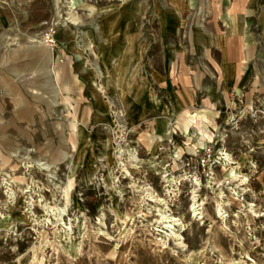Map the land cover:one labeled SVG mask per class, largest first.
Wrapping results in <instances>:
<instances>
[{"label":"rangeland","instance_id":"1","mask_svg":"<svg viewBox=\"0 0 264 264\" xmlns=\"http://www.w3.org/2000/svg\"><path fill=\"white\" fill-rule=\"evenodd\" d=\"M137 1L0 0V264H264V61L222 104L195 93L131 126L134 25L141 60L169 54L167 15Z\"/></svg>","mask_w":264,"mask_h":264},{"label":"crops","instance_id":"2","mask_svg":"<svg viewBox=\"0 0 264 264\" xmlns=\"http://www.w3.org/2000/svg\"><path fill=\"white\" fill-rule=\"evenodd\" d=\"M137 6L149 7L151 12L167 15L165 25H159V45L168 46L169 54L161 55V66L149 64L147 57L141 60L143 54L138 45L141 37L138 38L137 25L133 26L136 52L131 55L133 59L127 76L142 96L137 99L135 107L140 115L131 126L140 124L148 114L157 113L160 115L158 122L165 121L170 111L194 103L197 98L195 93L207 96L212 90L209 93L211 101L222 104L231 93L240 90L255 72L249 61H254L256 57L258 61H264V0H239L232 6L231 16H223L210 24L206 22L193 26L190 23L191 27L178 23V19L180 15L207 12L202 0H140ZM170 17L176 19L174 25L169 23ZM175 30L189 32V36L185 39L172 38L174 43H165L163 36ZM257 46L262 47V52L259 49L255 51ZM171 51L173 54H170ZM173 62H178L175 64L176 72L173 71ZM159 92L164 94L165 99L160 98ZM130 100L133 102L134 97Z\"/></svg>","mask_w":264,"mask_h":264},{"label":"bare ground","instance_id":"3","mask_svg":"<svg viewBox=\"0 0 264 264\" xmlns=\"http://www.w3.org/2000/svg\"><path fill=\"white\" fill-rule=\"evenodd\" d=\"M193 121V119L191 118V117H182V124L180 125V128L182 129V130H184V129H186L187 127H188V125L191 123ZM80 129V128H79ZM77 135V134H76ZM205 134L204 133H202V139L203 140H205ZM234 175V174H233ZM235 178V177H234ZM219 211V215H221V216H223V214H221V209L220 210H218ZM197 214L196 213H194V216H196ZM168 219L170 218V217H167ZM166 218V219H167ZM177 220H171L169 223H171V222H176ZM167 222V221H166ZM175 224V223H174ZM169 225V224H168ZM176 225H177V223H176ZM169 227L171 228L172 227V225H169Z\"/></svg>","mask_w":264,"mask_h":264},{"label":"built area","instance_id":"4","mask_svg":"<svg viewBox=\"0 0 264 264\" xmlns=\"http://www.w3.org/2000/svg\"><path fill=\"white\" fill-rule=\"evenodd\" d=\"M46 42L49 44L50 47L54 48L58 46L57 41L53 34H50L46 37Z\"/></svg>","mask_w":264,"mask_h":264}]
</instances>
